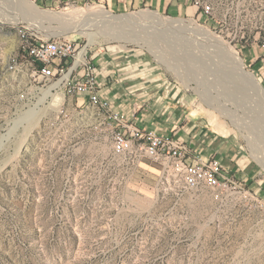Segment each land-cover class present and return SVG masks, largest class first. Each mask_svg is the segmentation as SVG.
<instances>
[{
  "label": "rangeland",
  "instance_id": "obj_1",
  "mask_svg": "<svg viewBox=\"0 0 264 264\" xmlns=\"http://www.w3.org/2000/svg\"><path fill=\"white\" fill-rule=\"evenodd\" d=\"M31 1L52 10L150 9L193 21L236 51L264 89V0ZM18 25L88 47L107 66V84L117 71L159 92L163 120L188 128L181 137L203 156L213 152L231 183L187 188L164 161L116 153L102 113L87 100L59 86L55 106L42 93L54 82L35 81L24 58L10 68ZM144 27L117 38L95 34L89 43L63 23L0 15V264H264V167L248 142L264 152V102L200 31ZM222 109L251 110L242 115L251 132Z\"/></svg>",
  "mask_w": 264,
  "mask_h": 264
},
{
  "label": "built area",
  "instance_id": "obj_2",
  "mask_svg": "<svg viewBox=\"0 0 264 264\" xmlns=\"http://www.w3.org/2000/svg\"><path fill=\"white\" fill-rule=\"evenodd\" d=\"M17 35L19 46L8 60L10 68H16L20 58H24L35 81L59 83L57 87H63L68 95L86 97L102 113V125L110 130L116 153L143 154L155 162L164 161L179 173L187 188L227 187L231 183V175L215 156L201 155L189 142L175 135L141 128L135 123L136 110L112 109L98 78L107 71L106 66L94 62L96 53L90 55L88 47L60 36L42 38L24 25H18ZM82 48L85 53L76 63ZM104 76H109L108 71Z\"/></svg>",
  "mask_w": 264,
  "mask_h": 264
},
{
  "label": "bare ground",
  "instance_id": "obj_3",
  "mask_svg": "<svg viewBox=\"0 0 264 264\" xmlns=\"http://www.w3.org/2000/svg\"><path fill=\"white\" fill-rule=\"evenodd\" d=\"M2 1L3 3H0V15H2L4 20L6 19L7 21L12 23H16L20 21H28V22L56 21L59 23H63L65 28H71V30L78 29L79 32L81 31V34L88 36L89 43L95 37L94 36L95 34H98L101 37L117 38L119 34L127 33V31H123V30H133L134 32L136 30L137 32H139L138 30H140L141 28L145 29L144 26L147 25L148 26L153 25L157 27L166 26L168 28H174V27L183 28L185 26L191 27L194 30L203 33L212 42H214L215 45H219V47L227 55L228 59H230L231 62L237 65L239 72L253 86V90L256 92L259 98L264 102L263 87L255 77V75H253L251 72L244 70L242 59L240 58L239 54L236 51H234L232 48L222 44V42L213 34H211L207 29H204L201 26L194 24L193 21H189L188 23H186L181 18L169 17L159 13L156 10H150V9H139L127 13L113 14L112 12L107 10L102 4L77 6L72 8H64L63 10H52V9L40 8L31 0H2ZM124 20L129 22L125 23ZM152 46H157V45L152 44ZM84 53H85V48H82L80 50L76 63H78L81 60ZM164 61H168V60L164 59ZM58 84L59 83H55L47 87V89L42 90L43 97H45L46 95H51L53 97V103L55 106H57L60 100L62 99L60 94L52 93V89L57 87ZM197 86L200 85L198 84ZM200 93L202 92L200 91ZM207 101L209 104L211 103L209 102L208 99ZM241 101L239 98V102ZM239 102H237L238 105ZM245 104L244 105L240 104V105L244 106L245 108ZM220 105L222 107V104ZM216 106H219V104L217 103ZM246 106L248 105L246 104ZM224 109H222L219 113L226 115L229 118V120H232L231 122H233L234 125L236 126L239 125L241 126V128H244L247 131L251 132L249 124L244 122L243 119L247 115L245 112H251V110L248 109L247 111L243 110L244 111L243 114L237 113L236 111L230 114L229 112L225 111L227 108L225 110ZM244 114L245 116L242 117V115ZM256 141L254 138L251 140L248 137V142L253 144V147L251 148L252 150L251 155L253 156V158L257 160L258 163H260L264 167V152L261 151L262 148H259V146L256 145L258 144Z\"/></svg>",
  "mask_w": 264,
  "mask_h": 264
},
{
  "label": "crops",
  "instance_id": "obj_4",
  "mask_svg": "<svg viewBox=\"0 0 264 264\" xmlns=\"http://www.w3.org/2000/svg\"><path fill=\"white\" fill-rule=\"evenodd\" d=\"M123 74V72L119 73L114 71L111 75L114 81L111 84H107V82H110V75L109 77H104L103 75V78H99L100 83L103 85L102 90L106 93L112 109L136 110L137 118L135 123L141 128L160 134H168L174 131V133H178V135L175 134V136L184 139L182 137L185 135L184 132H186L188 128H183L182 131L180 129L177 130V125L174 124V121H170L169 119L163 120L165 111H162V107L166 101L161 100L158 95L159 92H153L143 87L142 84L129 76L123 78ZM80 98L83 101L87 100V98L83 96H80ZM208 152H210V150L205 154ZM210 154L214 153L212 152Z\"/></svg>",
  "mask_w": 264,
  "mask_h": 264
},
{
  "label": "water",
  "instance_id": "obj_5",
  "mask_svg": "<svg viewBox=\"0 0 264 264\" xmlns=\"http://www.w3.org/2000/svg\"><path fill=\"white\" fill-rule=\"evenodd\" d=\"M124 22L127 23V22H129V21H125V20H124ZM123 31H127V33L134 32L133 30H123Z\"/></svg>",
  "mask_w": 264,
  "mask_h": 264
}]
</instances>
